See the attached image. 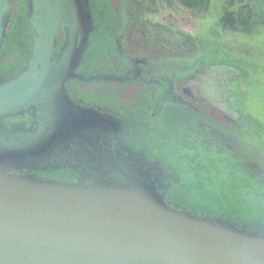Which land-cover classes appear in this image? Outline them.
I'll return each instance as SVG.
<instances>
[{"label":"water","instance_id":"obj_1","mask_svg":"<svg viewBox=\"0 0 264 264\" xmlns=\"http://www.w3.org/2000/svg\"><path fill=\"white\" fill-rule=\"evenodd\" d=\"M22 1L32 51L0 77V264H264L262 225L170 206L169 176L142 153L122 152L116 164L98 155L107 168L73 183L23 173L44 163L75 117L64 85L96 25L90 0ZM13 2L0 0V51ZM25 114L34 129L5 122Z\"/></svg>","mask_w":264,"mask_h":264},{"label":"flooded vegetation","instance_id":"obj_2","mask_svg":"<svg viewBox=\"0 0 264 264\" xmlns=\"http://www.w3.org/2000/svg\"><path fill=\"white\" fill-rule=\"evenodd\" d=\"M96 2L98 10L103 5L106 8L103 13L112 19L107 23L94 21L96 29L75 70L76 77L68 79L64 85L63 97L70 103V112L75 117L71 124L61 127L59 132L63 138L52 145L50 156L44 163L36 164V169H23V173L73 183L82 178L79 171L97 172L101 166L107 168L98 155H104L109 164L111 161L116 164L117 155L122 152L142 153L163 165L164 137L171 133L165 131L166 119L179 118L178 115L173 117L172 111L180 114V107L188 103L179 94L180 89L178 91L172 84L168 86L164 82L163 60H160L166 47L165 23L151 22L146 13L152 6H139L134 0ZM25 10L26 4L22 0H14L2 46L0 77H10L18 70L6 67V60L16 59L20 66L32 51ZM149 32H153V36ZM62 38L63 31L60 30L59 44ZM176 56L181 57L180 54ZM102 64L110 68L102 67ZM85 119L87 125H84ZM5 122L35 128L30 114L8 118ZM169 122L170 119L167 124H171ZM171 185L164 187V201L186 210L177 203L183 202V198L170 193Z\"/></svg>","mask_w":264,"mask_h":264},{"label":"trees","instance_id":"obj_3","mask_svg":"<svg viewBox=\"0 0 264 264\" xmlns=\"http://www.w3.org/2000/svg\"><path fill=\"white\" fill-rule=\"evenodd\" d=\"M134 1L139 6H150L155 0ZM176 1L177 5L192 11L206 12L210 7V0ZM219 2L222 7L217 13L216 25L222 33L264 36V0ZM133 14L132 17L135 18ZM21 17L24 19L23 15ZM180 36L181 49H191L206 55L204 62L199 64V70H196L198 74L203 68L216 65L238 71L240 76L246 74V62L243 63L241 59L228 56L219 58L216 54L211 56L213 50L210 43L184 33H180ZM2 50L3 48L0 53ZM194 76L196 77V73ZM238 112L237 119L226 120L223 124L204 114L201 118L196 114V119H193L187 118L189 115L184 112H172L173 117H180L166 119L165 131L171 133L164 137L161 157L163 161H167L168 157L173 158L172 154H165V151H170L176 154L179 161H183L185 171L181 169L175 173V184L170 187H173L170 190L173 196L183 198V202H177L178 205L197 215L228 221L240 228L258 225L264 227V155L251 160L247 156L253 152H239L240 148H247L242 129L251 128L264 137V125L242 111ZM169 119L171 124H167ZM187 156L195 158L194 163ZM176 169L178 170V166Z\"/></svg>","mask_w":264,"mask_h":264},{"label":"rangeland","instance_id":"obj_4","mask_svg":"<svg viewBox=\"0 0 264 264\" xmlns=\"http://www.w3.org/2000/svg\"><path fill=\"white\" fill-rule=\"evenodd\" d=\"M96 1L90 0L94 21L107 23L106 21L112 18H108L107 14L103 13L106 10L103 5L98 10L99 4ZM150 6H152L149 9L151 13H146V17L151 22L165 23L164 45L166 47L163 49L164 55L160 60H163L164 82L168 86L172 84L178 91L180 89L179 94L188 102L180 107V114L184 112L189 115L187 118L193 119H196V114L200 116L199 118L204 114L207 118L223 124L226 120L237 119L238 111H242L264 125V36L222 33L216 25L217 13L222 7L219 0H210V7L206 12L185 9L177 5L176 0H155ZM139 21L142 23L141 20ZM108 24L112 25L110 22ZM105 26L107 27L106 24ZM149 33L153 36L155 31ZM180 33L192 35L203 42L210 43L213 50L211 56L214 54L219 58L228 56L241 59L243 63L246 62L244 66L246 74L240 76L238 71H232L229 67L222 65L200 68L202 72L198 74L196 70H199V64L204 62L206 55L191 49H181ZM146 42L149 45V41ZM138 50H142L140 46ZM176 54H180L181 57H177ZM15 60H6V67L18 69L21 65L19 66V61L16 63ZM104 64L101 66L110 68V66H103ZM183 118L187 119L185 116ZM242 130L247 148H240L239 152L248 154L253 152L247 156L251 160L264 155V146L262 147L264 137L251 128L244 127ZM167 152L168 155L172 154L173 158L168 157L167 161L164 160L163 167L170 179L168 185H171L175 184L176 174L181 169L183 171L185 169L183 161H179L176 154L170 151H165V154ZM187 158L194 163L195 158L193 159L192 156Z\"/></svg>","mask_w":264,"mask_h":264}]
</instances>
